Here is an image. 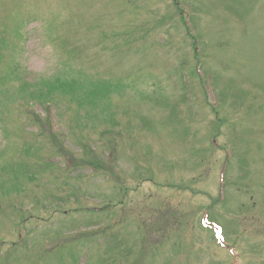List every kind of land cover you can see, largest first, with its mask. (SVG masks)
I'll return each mask as SVG.
<instances>
[{"label":"rangeland","instance_id":"rangeland-1","mask_svg":"<svg viewBox=\"0 0 264 264\" xmlns=\"http://www.w3.org/2000/svg\"><path fill=\"white\" fill-rule=\"evenodd\" d=\"M0 264H264V0H0Z\"/></svg>","mask_w":264,"mask_h":264}]
</instances>
